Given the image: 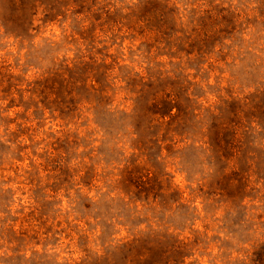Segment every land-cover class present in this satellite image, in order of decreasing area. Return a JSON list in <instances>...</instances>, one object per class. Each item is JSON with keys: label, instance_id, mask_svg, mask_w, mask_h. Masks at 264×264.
<instances>
[{"label": "rangeland", "instance_id": "1", "mask_svg": "<svg viewBox=\"0 0 264 264\" xmlns=\"http://www.w3.org/2000/svg\"><path fill=\"white\" fill-rule=\"evenodd\" d=\"M37 2L27 34L8 21L9 0H0V264H78L134 234L150 236L157 251L164 232L167 244L190 243L174 254L176 264H247L254 246L264 243V164L253 159L246 170L221 172L208 154L181 149L206 140L201 130L214 122L216 106L229 115L233 100L264 90V0H168L186 16L205 12L212 24L217 15L230 31L205 60L168 55L154 39L140 37L135 16L123 18L132 8L161 6L159 0ZM102 5L120 15L100 16ZM88 57L118 75V91L106 100L119 114L132 94L119 77L138 74L151 89L145 98L162 90L190 96L199 112L189 121L194 129L173 122L166 135L162 126L134 140L129 133L139 108L151 101L145 98L125 129L104 119L100 106L84 109L85 123L34 113L31 82ZM3 74L13 76L21 99ZM259 136L264 143V130ZM141 172L142 180L145 173L152 178L147 192L128 185Z\"/></svg>", "mask_w": 264, "mask_h": 264}, {"label": "trees", "instance_id": "2", "mask_svg": "<svg viewBox=\"0 0 264 264\" xmlns=\"http://www.w3.org/2000/svg\"><path fill=\"white\" fill-rule=\"evenodd\" d=\"M37 1L9 0L8 10L12 18L8 21L21 32L28 34L34 26L39 6ZM159 2L162 5L150 11L134 13L135 9L132 8L123 16V18L135 16L136 21L141 22L140 30H137L140 37L154 39L158 49L166 51L165 53L170 56L176 55L180 60L183 56L186 60H190L191 56L194 59L204 58L205 60L213 53L217 44L224 45L225 37L222 35L230 31H225V28L220 25L221 21L217 15L215 16L216 24H212L205 12L196 15L191 11L186 16L183 12H179L177 7H168V0H159ZM105 7L106 5L100 7V16L102 14L106 17L120 15V9L115 8L110 12L109 8ZM233 29L234 27L231 28L232 31ZM221 49L222 47L216 52L221 53ZM82 59L77 58L71 64L60 63L57 67L49 69L46 75L31 82L27 91L29 92L28 101L33 106L34 113L47 110L52 117H57L65 123L71 121L85 123L87 119L83 116L84 109L95 111L100 106L105 109L104 119L110 116V123H119L125 129L127 125L125 121L135 115L137 102L144 99L148 91L150 92L149 84L145 83L142 76H137L138 74L121 75L119 80L125 82L123 89L132 94L126 98L131 102L128 108L130 111L123 110L119 114L117 105L111 107L112 102H107L118 91V87L113 86L118 75L111 76L108 73V67L101 69L103 63H97L92 57H88L87 60ZM2 76L5 81H8L9 86L18 85V83H12L13 76L7 74ZM154 83H160V81ZM15 87L14 90H17L21 99L22 89ZM155 94L157 96L145 98V101L151 100L150 103L146 107L139 108L137 115L139 122L132 123L129 135L133 136L134 140L145 139L146 131L152 128L160 130L162 126H164L163 134L166 135L173 122H176V127L187 123L194 129V124H190L189 121L191 117H199V112L194 114V101L190 96L187 95L185 98H182L184 94H181L182 97L178 94L173 96L166 90L155 92ZM263 101L264 90L244 96L243 100H233L234 109L229 115L227 109L223 110L220 105L216 106L210 112L214 122L205 130H201L206 131L204 134L206 140H194L181 150L192 147L202 154H208L212 158V167L220 169L221 172L246 170V162L253 159H257L256 163L264 164V143L259 136V133L264 130V122L261 120V117H264ZM192 112L193 115L190 116ZM147 175L148 173H145L146 180H142L141 172L139 179L137 177V180L133 182V178L128 177V185L139 188L138 192H147L151 187L149 180L152 179H148ZM145 185L146 188H144ZM168 239L170 236L164 232L160 239L161 246L156 251L150 236L134 234L129 239L103 250L101 254L87 255L78 264H176L174 254L185 252L190 247V243L173 239L171 244H167ZM17 256L26 260L22 254ZM247 264H264V243L254 246Z\"/></svg>", "mask_w": 264, "mask_h": 264}]
</instances>
